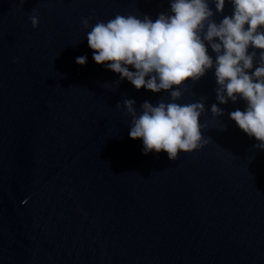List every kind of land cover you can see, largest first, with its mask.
<instances>
[{
  "label": "water",
  "instance_id": "1",
  "mask_svg": "<svg viewBox=\"0 0 264 264\" xmlns=\"http://www.w3.org/2000/svg\"><path fill=\"white\" fill-rule=\"evenodd\" d=\"M168 8L0 0V264H264V150L229 119L245 103L218 104L214 70L185 82L178 103L204 98L203 146L176 161L145 156L123 101L139 111L169 93L137 90L92 59L97 21Z\"/></svg>",
  "mask_w": 264,
  "mask_h": 264
},
{
  "label": "clouds",
  "instance_id": "2",
  "mask_svg": "<svg viewBox=\"0 0 264 264\" xmlns=\"http://www.w3.org/2000/svg\"><path fill=\"white\" fill-rule=\"evenodd\" d=\"M226 4L231 15H223ZM214 15L223 19L217 23ZM30 22L38 28L37 15ZM81 23L89 28V18ZM86 39L93 61L118 74L121 82L126 80L137 90L169 93L168 102L145 101L139 111L135 100L123 101L131 118L129 138L142 141L143 155L166 153L176 161L203 146L204 98L177 101L184 95L185 82L195 83L211 70L218 104L243 101L245 108L229 113V119L264 150V0H169V8L155 20L116 15L97 21ZM86 63V55L76 58L77 65ZM211 113L216 118L224 115L217 104Z\"/></svg>",
  "mask_w": 264,
  "mask_h": 264
}]
</instances>
